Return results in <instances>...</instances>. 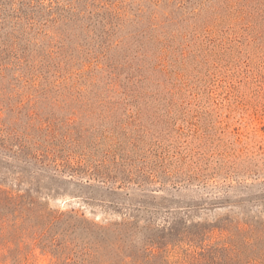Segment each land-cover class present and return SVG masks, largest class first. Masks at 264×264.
I'll use <instances>...</instances> for the list:
<instances>
[{
	"label": "rangeland",
	"instance_id": "374dc122",
	"mask_svg": "<svg viewBox=\"0 0 264 264\" xmlns=\"http://www.w3.org/2000/svg\"><path fill=\"white\" fill-rule=\"evenodd\" d=\"M0 264H264V0H0Z\"/></svg>",
	"mask_w": 264,
	"mask_h": 264
}]
</instances>
